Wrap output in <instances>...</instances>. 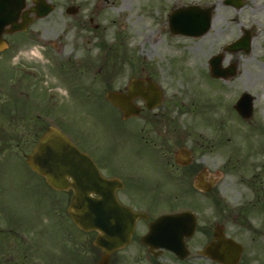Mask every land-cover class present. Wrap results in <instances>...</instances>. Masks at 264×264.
I'll return each mask as SVG.
<instances>
[{
	"label": "flooded vegetation",
	"instance_id": "obj_1",
	"mask_svg": "<svg viewBox=\"0 0 264 264\" xmlns=\"http://www.w3.org/2000/svg\"><path fill=\"white\" fill-rule=\"evenodd\" d=\"M232 1L235 0H219L214 3L213 10L219 11L222 17L214 30V45L211 46L214 51L204 53L205 58L200 60L198 66L201 79L206 78L212 82L211 87L201 90V93L206 97H214L211 104L216 107L215 113L209 118L205 113L192 111L191 108L174 113L170 105L175 106L178 103L168 100L166 96L169 88L163 84L166 83L164 79L168 78L165 74L166 67L160 65L158 59H154L149 65L141 62L128 65L121 59L111 66V74L117 79H123L121 86L114 89L124 93H127L128 89H131V93L142 90L150 94L148 90L154 88L159 92V102H146L139 94H133L132 102L138 105L136 114L126 116L120 109L111 105L109 113L106 109L97 110L92 124L88 127L89 133L87 131L82 135L77 132L74 136V143L91 156L102 173L118 180L115 189L118 200L131 210L146 214L145 217L136 219L127 244L109 252L106 264H197V261H201V264H223L200 253L213 239L216 226L222 227L226 236L242 245L236 264H251L250 253L245 249L246 233L252 229L249 219L251 199L246 198L243 201V198L239 203L232 204L220 185L224 177H229L234 185L239 183L240 187L241 184L254 186L255 173L249 178L237 177L234 182L233 177L241 163L249 161L255 154L249 149L245 138L240 136V132H249L254 101L257 98L256 88L264 81V62L260 61L262 56L264 59V44L258 42L264 32V16L258 15L261 18L259 19L252 15L264 11V1L252 6H249L252 0H240V4H234ZM15 7L14 0L0 4L1 16L13 17L18 22L22 21L26 11H29L28 16H34V12L30 10L31 0H24L19 10L13 12ZM9 9L12 12H9ZM238 14L243 15V19ZM166 17L168 18V14ZM36 19L39 18H34ZM165 22L167 24V20ZM9 27L6 25L3 28L2 37L6 48L2 51L18 49L26 41V33L30 31L28 26L24 30L9 32ZM166 32L170 34L168 25ZM208 32L209 30L199 36L179 37L195 43L193 46L202 50L201 42ZM83 62L87 63L86 60ZM100 67L102 70L105 66L102 63ZM132 80L135 85L130 84ZM108 82L104 88L105 92L113 89L108 86ZM87 91L90 92L89 89ZM201 93L199 92V96ZM244 94L251 96V112L241 113L239 110L241 106L246 105ZM47 95L52 97L53 93L49 92ZM50 110V107L42 108L38 116H46ZM16 111L13 113L20 116L26 114ZM252 165L250 162L249 166ZM175 183L178 187L177 193H174ZM155 189H159V202L154 196ZM42 195L40 193L39 196ZM3 196L4 194L0 193V203L4 202ZM41 199L44 200L39 197L35 201ZM234 200L236 201V198ZM262 206L264 207V204ZM3 207L0 210V221L8 223L6 230L23 245L22 254L17 252V258L25 259L28 255L25 245L33 242L30 235L31 223L37 219L32 218L33 210L26 212L15 205ZM60 207L58 211H63ZM33 208H36V203ZM182 210L191 211L195 221L193 234L184 238L188 249L186 257L180 259L170 250L149 246L143 241L150 221L160 214ZM40 213L41 211L35 213L36 217H39ZM60 216L66 218L63 229L61 227L60 230L56 225H52L55 226L52 228L46 225L43 227L44 237L53 234L61 238L65 250L71 254H78L76 249L80 247V252L83 253L81 256H86V262L89 260L91 264H97L105 253L94 244L97 231H81L66 210ZM229 223L234 227V234L226 230ZM78 231L84 233V241L81 243L78 240ZM63 232L66 234H61ZM151 241L156 242L154 239ZM191 241L195 243L192 245ZM42 243L45 244L44 241Z\"/></svg>",
	"mask_w": 264,
	"mask_h": 264
},
{
	"label": "rangeland",
	"instance_id": "obj_2",
	"mask_svg": "<svg viewBox=\"0 0 264 264\" xmlns=\"http://www.w3.org/2000/svg\"><path fill=\"white\" fill-rule=\"evenodd\" d=\"M49 1L54 3V9L31 23L30 31L25 35L26 41L18 49L0 53V138H5V142H0V193L5 198L0 203V210L5 204L15 205L26 212L33 210L32 218L37 219L31 223L33 242L25 245L28 249L25 259L17 258V252L22 254L23 249L18 239L0 232V264H91L89 260L86 262V256H81L80 247L76 246L78 254H71L65 250L61 238L53 234L52 237H44L43 227L46 225L63 229L66 218L60 214L67 205L68 193L52 191L41 177L31 173L23 155L31 148L34 137L32 128L38 131L43 126L57 124L70 138H74L77 132L82 135L87 131L89 133L88 127L97 110L106 109L109 113L112 107L104 98L106 82L109 81L110 88H117L123 81L111 74L114 62L123 59L124 64L128 65H137L138 62L149 65L158 59V63L166 67L165 74L168 75L164 79L166 83H163L169 88L166 97L178 103L170 105L171 111L179 113L191 108L192 111L205 113L209 118L216 110L215 105L211 104L214 97L201 93V90L210 88L212 82L201 79L198 66L200 60L205 58L204 53L214 51L211 46L214 45V30L221 22V13L213 10L212 28L203 37L202 50L193 46V42L167 33L165 21L172 8L186 4L209 6L219 0ZM263 1L252 0L249 6ZM67 5H78V12L67 14ZM252 15L261 19L264 11ZM238 16L243 19V15ZM100 42H104V46H100ZM258 42L264 44V32ZM260 61L264 62L263 56ZM102 63L105 67L101 70ZM256 91L249 132H240L255 154L249 161L241 163L233 177L234 182L237 177L249 178L255 173L254 186L241 184L240 187L239 183L234 185L229 177H224L220 187L226 191L232 204L239 203L243 198V201L251 199L249 219L252 229L246 233L245 249L250 253L251 264H264V81L260 82ZM49 92L53 93L52 97L47 95ZM48 107L51 110L46 116H38L37 110ZM16 110L26 114L11 115ZM36 119L37 124L30 127ZM11 134L13 138L8 137ZM250 162L253 163L251 167ZM177 188L175 183L174 193H177ZM29 189L35 191L36 199H44L35 202L36 208H33L34 196ZM37 189L41 190L42 196H39ZM158 191L154 190L157 202L160 201ZM59 206L63 211H58ZM38 211L41 213L36 217ZM7 227L8 223L1 220L0 229L6 232ZM233 229L229 223L226 230L234 234ZM78 240L80 243L84 241V233L78 231ZM194 243L191 241L192 245ZM201 263L197 261V264Z\"/></svg>",
	"mask_w": 264,
	"mask_h": 264
},
{
	"label": "water",
	"instance_id": "obj_3",
	"mask_svg": "<svg viewBox=\"0 0 264 264\" xmlns=\"http://www.w3.org/2000/svg\"><path fill=\"white\" fill-rule=\"evenodd\" d=\"M33 1L36 3L34 10L38 16L45 15L52 9L45 0ZM66 12L74 13L76 7L69 6ZM185 12L201 18H190L191 22L188 23L182 17ZM210 17V9L198 13L194 7L178 8L169 16V27L174 34L197 35L208 29ZM29 21L30 19H24L22 23L16 24L14 19H0V34L5 23L10 22L12 29H21ZM1 43L0 39V45ZM140 94L147 102L158 100L156 94L152 98L144 92ZM106 98L124 111L125 115L137 111L132 105L131 95L109 91ZM26 162L52 188L72 191L67 211L81 229L98 231L94 243L106 251L100 264L107 262L110 251L122 247L129 240L139 214L127 209L117 200L116 183L105 178L92 159L58 128L50 127L40 135L26 155ZM193 228L194 221L186 213L163 215L149 223V232L144 242L151 246H164L179 254L184 250V236L190 235ZM214 237L216 241L206 246V252L216 260L235 264L240 255L239 246L232 239L226 238L219 226L214 230ZM152 239L156 242L152 243Z\"/></svg>",
	"mask_w": 264,
	"mask_h": 264
}]
</instances>
